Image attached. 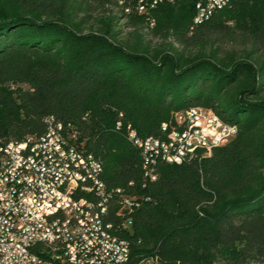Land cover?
Segmentation results:
<instances>
[{"label":"trees","instance_id":"trees-1","mask_svg":"<svg viewBox=\"0 0 264 264\" xmlns=\"http://www.w3.org/2000/svg\"><path fill=\"white\" fill-rule=\"evenodd\" d=\"M192 17V0L151 20L115 0H0V143L39 136L50 116L72 123L106 186L138 201L116 222L134 261L264 264V0ZM191 106L235 136L145 179L128 125L163 135Z\"/></svg>","mask_w":264,"mask_h":264},{"label":"built area","instance_id":"built-area-1","mask_svg":"<svg viewBox=\"0 0 264 264\" xmlns=\"http://www.w3.org/2000/svg\"><path fill=\"white\" fill-rule=\"evenodd\" d=\"M174 1L122 0L129 14L149 20L159 3ZM230 1L192 0V22ZM174 121L161 125L163 135L146 137L128 125L145 179H156L159 162H181L198 148L207 153L236 134L204 107L178 111ZM40 134L43 141L28 135L0 143V264H159L156 255L132 259L116 222L138 201L106 186L101 164L78 143L72 123L50 116Z\"/></svg>","mask_w":264,"mask_h":264},{"label":"bare ground","instance_id":"bare-ground-1","mask_svg":"<svg viewBox=\"0 0 264 264\" xmlns=\"http://www.w3.org/2000/svg\"><path fill=\"white\" fill-rule=\"evenodd\" d=\"M115 3H116V8L117 9L122 11L124 14L129 15L128 11L124 7V3L122 2V0H115ZM217 10H218V8H211V15ZM208 111H209V114H214V117H216L218 119V117L215 115V113H213L210 110H208ZM219 121L222 122L221 120H219ZM222 123H224V122H222ZM224 124L232 126L233 129H236V127L234 125L227 124V123H224ZM36 141H43V134H40L39 136H36ZM92 159L93 160H97L96 158L93 157V155H92ZM97 163L100 164V162L98 160H97ZM129 221H130V219H129ZM127 225H128L127 222L121 220V222L116 224V229H118V230L123 229V228L125 229L126 227H128Z\"/></svg>","mask_w":264,"mask_h":264}]
</instances>
